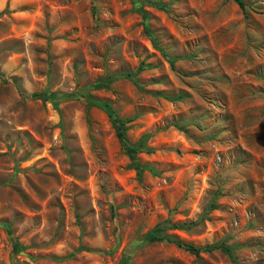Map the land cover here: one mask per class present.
<instances>
[{"label":"rangeland","instance_id":"374dc122","mask_svg":"<svg viewBox=\"0 0 264 264\" xmlns=\"http://www.w3.org/2000/svg\"><path fill=\"white\" fill-rule=\"evenodd\" d=\"M242 1L0 0V264H264V0ZM165 219L228 251L145 241Z\"/></svg>","mask_w":264,"mask_h":264},{"label":"trees","instance_id":"16d2710c","mask_svg":"<svg viewBox=\"0 0 264 264\" xmlns=\"http://www.w3.org/2000/svg\"><path fill=\"white\" fill-rule=\"evenodd\" d=\"M234 2L241 8H244V3L242 0H234ZM125 76L131 77L132 73L125 72ZM37 96H39L42 99H46L47 95L43 92L35 93ZM103 108L109 117L110 123L113 127L114 134L118 141L120 142L122 146L123 152L127 155L129 160L131 161V164L136 171V173H139L143 168H147L149 170H152V168L149 165H146L144 163H141L137 157L136 153L142 150H149L150 148L145 144L144 138L146 137V134L141 135L137 140L134 142H127L126 136H125V121L126 118H119L117 117L114 112L109 108V105L106 102H103ZM174 125L176 123H173ZM211 206L214 204L211 202ZM194 221H182V222H170L168 219L158 221L156 222L144 235V240L148 242L152 241H164V242H171L175 244L178 247L183 248L184 250L194 254L198 255L201 251H210L216 247L221 248L222 250L228 251L227 246H222L220 244H203V245H194L189 242L182 241L177 236L167 233L165 230L168 228H175V229H184L189 227L191 224H193Z\"/></svg>","mask_w":264,"mask_h":264}]
</instances>
